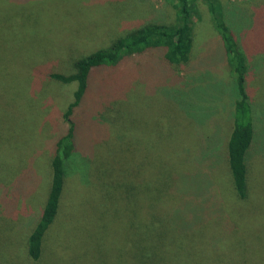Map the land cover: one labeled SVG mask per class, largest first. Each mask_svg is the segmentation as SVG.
Returning a JSON list of instances; mask_svg holds the SVG:
<instances>
[{
	"label": "rangeland",
	"instance_id": "374dc122",
	"mask_svg": "<svg viewBox=\"0 0 264 264\" xmlns=\"http://www.w3.org/2000/svg\"><path fill=\"white\" fill-rule=\"evenodd\" d=\"M218 1L237 39L264 21V0ZM197 4L193 38L199 58L185 70L166 66L156 49L93 70L74 112L82 160L67 178L45 254L35 261L27 254V236L47 198L54 144L67 128L63 112L78 85L51 81L49 73L73 74L78 58L148 22L173 23L175 13L168 0H0V170L13 167L0 181V264H100L95 255L105 254L107 249L99 250L105 246L113 260L134 263L140 232L125 215L118 222L109 214L102 185L108 173L100 150L105 147L116 149V167L126 162L120 173L110 174L118 185L132 180L135 170L149 180L147 161L153 158L161 166L169 148L177 156L178 190L203 191L207 185L197 168H212L209 202L198 196L189 204L203 206L197 224L208 233L200 237L207 242L206 257L221 264H264V53H250L247 79L263 139L249 160L254 176L249 197L237 200L224 154L233 127L235 82L207 5ZM235 232L246 237L245 246L231 245ZM104 237L105 246L98 242Z\"/></svg>",
	"mask_w": 264,
	"mask_h": 264
},
{
	"label": "trees",
	"instance_id": "16d2710c",
	"mask_svg": "<svg viewBox=\"0 0 264 264\" xmlns=\"http://www.w3.org/2000/svg\"><path fill=\"white\" fill-rule=\"evenodd\" d=\"M168 1L175 13L173 23L148 22L120 36L109 46L78 58L75 62L76 72L73 74H64L56 70L49 73L47 79L51 81L55 80L65 84L76 81L78 85L74 91L73 101L63 112L67 128L54 144L47 198L27 236V254L31 259L39 261L43 258L46 234L56 222L63 207L67 178L73 172L74 165L76 166L80 159L82 160L80 150L83 141L77 121L74 119V112L88 92L93 70L118 66L131 55L154 49L161 53V59L166 66H174L179 70H185L194 59L199 58V49L194 44L193 38V19L199 0ZM202 1L206 3L208 12L211 14L212 26L219 34L220 47L223 50L229 77L233 83L235 82L233 127L224 154H226L235 197L237 200H243L249 197L251 180L254 177L249 160L258 140L263 139L255 122L254 103L248 91L247 79L251 66L249 64L250 53L254 49L264 53V21L257 22V28L250 26L244 39H237L225 21L220 2L218 0ZM250 36L251 41L248 40ZM100 150L102 160L108 169L107 176H104L105 183L102 185L107 192L105 197L110 203L109 214L118 222H120V215H125L123 219L126 222L127 220H130V223L134 222L135 228L140 232L139 245L141 248L139 252L136 251L137 256L134 263L133 261L125 262L116 256L113 260L108 255L105 237L103 240L98 238V242L105 246L99 250L107 249L105 254L95 255L100 264H208L207 261L210 262L209 264H221L218 259L206 257L209 252L205 248L207 242L204 244L200 242V237L207 236L208 238V233L205 235L201 228L203 224H197L203 216V206H189L192 201H198L196 200L198 196H203L204 202L206 199L209 202L210 198L206 193H212L211 187L215 181L212 168L205 165L203 169L197 168L200 174L204 175V185L208 186H204L203 191L191 192L185 188L183 190V187L182 190H178L175 187L179 169L175 166L177 156L176 152L169 148L167 156L161 159L163 162L161 166H157L153 158L147 161L152 169L151 171L148 167L145 168L147 176L151 177L149 180L144 179L141 170H135L136 174L132 175V180L122 181V184L118 185L111 183L110 174L120 173L117 170L126 168V162L116 167L114 160L120 162L116 149L105 147ZM147 152L151 151L147 150ZM10 171H13L12 166L1 169L0 181ZM188 179L193 181L191 178ZM195 180L203 185L199 179ZM187 208L189 212H186ZM130 209H133L131 211L133 216L128 212ZM110 221L113 223V220ZM230 236H232V239L229 238L232 240L231 245L238 247V242H242L239 246H245L247 241L246 237H242L243 234L238 236L235 232Z\"/></svg>",
	"mask_w": 264,
	"mask_h": 264
}]
</instances>
